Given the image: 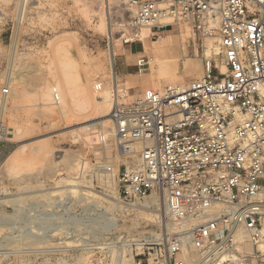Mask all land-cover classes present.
<instances>
[{"label": "rangeland", "instance_id": "obj_1", "mask_svg": "<svg viewBox=\"0 0 264 264\" xmlns=\"http://www.w3.org/2000/svg\"><path fill=\"white\" fill-rule=\"evenodd\" d=\"M131 18L128 0H0V264H148L142 247L172 231L158 197L124 207L91 131L109 125L113 74L131 94L174 84L150 67L161 50L177 62L165 76L189 82L213 43L182 24L140 39Z\"/></svg>", "mask_w": 264, "mask_h": 264}, {"label": "built area", "instance_id": "obj_2", "mask_svg": "<svg viewBox=\"0 0 264 264\" xmlns=\"http://www.w3.org/2000/svg\"><path fill=\"white\" fill-rule=\"evenodd\" d=\"M128 4L131 25L147 36L182 24L212 38L217 52L183 87L131 94L115 75L109 125L91 131L104 153L97 168L116 171L121 203L162 202L172 231L141 253L148 264H264V0ZM134 65L143 73L149 59Z\"/></svg>", "mask_w": 264, "mask_h": 264}, {"label": "bare ground", "instance_id": "obj_3", "mask_svg": "<svg viewBox=\"0 0 264 264\" xmlns=\"http://www.w3.org/2000/svg\"><path fill=\"white\" fill-rule=\"evenodd\" d=\"M101 11V8L97 11L98 12V15L100 16V22L102 23V13L100 12ZM148 31V32H147ZM134 33V35H137L139 38H140V36H141V38H144V37H146L148 34H149V29H147V28H143V31L141 32V31H134L133 32ZM146 33V34H145ZM140 38V39H141ZM209 41H212V43H213V45L211 44V47L212 48H210V45L208 44V50H207V54L208 53H210V55L211 54H216L217 52H216V47H215V44H214V40L212 39V38H209L208 39ZM165 61H166V59H165V56H164V53H163V51H161V50H154V53L152 54V56H151V69L152 70H154V71H156L157 72V74H159V75H162V78L160 79L161 81H163L164 83L165 82H174V84H171V85H175V86H179V87H183L185 84H187V82H185V83H183V80L182 79H179V78H169V77H167V76H165V74H167V73H169L168 71H175L176 69H177V62H173V61H171V62H166L165 63ZM203 71H204V68H203ZM191 75H196L197 76V78H200L202 75L200 74V72H196L195 70H190V72H189ZM203 74V73H202ZM201 75V76H200ZM113 76H115L114 74H113ZM117 77V76H116ZM196 78V79H197ZM113 79H114V77H113ZM163 85H165V84H162V85H160V86H163ZM159 86V87H160ZM52 90H56V87H52ZM2 91V90H1ZM57 91V90H56ZM104 92V94H103V98H104V107H105V112L107 113L110 109H111V106H112V99H111V96H110V94H108V92L106 91V90H103ZM8 93H9V87H8ZM8 93H3L4 95H6V94H8ZM69 93L71 94V92L69 91ZM53 98H54V101H55V95H57V97H58V101H56V102H58L57 103V105L59 106V109L61 110V109H63V107H64V104H65V100H64V98L63 99H59V93L58 92H53ZM71 97H72V95H71ZM55 102V103H56ZM54 103V102H53ZM103 103V102H102ZM103 105V104H102ZM83 107V106H82ZM79 108V107H78ZM103 110V111H104ZM109 124V123H108ZM107 123H106V125H108ZM6 131V129H5V127H4V125H2L1 124V122H0V134H3V132H5ZM83 163V162H82ZM84 167L83 168H85V163H84V165H83ZM87 168V167H86ZM79 169V168H78ZM86 171V170H85ZM82 172V171H81ZM83 173H84V171H83ZM115 196V195H114ZM107 197H111V196H107ZM113 199L115 200V198L113 197ZM112 200V199H111ZM111 200H109V199H107L106 198V202L109 204V205H112V207H114L115 205H116V203L114 202V201H111ZM153 201H155V200H153ZM118 203H119V201H118ZM117 206V205H116ZM108 207V206H107ZM125 207V206H124ZM109 208H111V207H109ZM153 212V211H152ZM154 213H156L155 211H154ZM136 225V224H135ZM112 226H115V224H114V222H112ZM110 227V226H109ZM111 228V227H110ZM118 229V228H117ZM107 230H109V228L107 229ZM158 237V236H157ZM150 238V237H149ZM238 238H239V241H242L244 238H243V236L241 235V234H239L238 235ZM151 240V239H150ZM71 242H73V241H70V243ZM130 242V241H129ZM114 243V242H113ZM131 243V242H130ZM106 244V243H105ZM99 245V244H98ZM126 245V244H125ZM246 247H247V249L248 250H250L251 249V247L250 246H248L247 244H246ZM262 247H264V245H262ZM116 249V248H115ZM185 259H187V258H185ZM121 263V262H120Z\"/></svg>", "mask_w": 264, "mask_h": 264}, {"label": "crops", "instance_id": "obj_4", "mask_svg": "<svg viewBox=\"0 0 264 264\" xmlns=\"http://www.w3.org/2000/svg\"><path fill=\"white\" fill-rule=\"evenodd\" d=\"M134 65V64H133Z\"/></svg>", "mask_w": 264, "mask_h": 264}]
</instances>
